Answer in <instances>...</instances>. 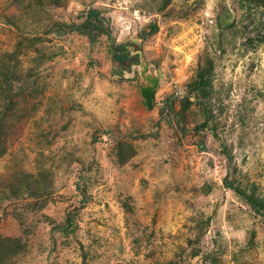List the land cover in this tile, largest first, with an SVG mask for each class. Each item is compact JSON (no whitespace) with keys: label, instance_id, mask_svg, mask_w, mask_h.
<instances>
[{"label":"rangeland","instance_id":"rangeland-1","mask_svg":"<svg viewBox=\"0 0 264 264\" xmlns=\"http://www.w3.org/2000/svg\"><path fill=\"white\" fill-rule=\"evenodd\" d=\"M88 15L93 42L58 30ZM6 72L0 238L23 250L5 264H264L263 6L0 0Z\"/></svg>","mask_w":264,"mask_h":264},{"label":"trees","instance_id":"trees-1","mask_svg":"<svg viewBox=\"0 0 264 264\" xmlns=\"http://www.w3.org/2000/svg\"><path fill=\"white\" fill-rule=\"evenodd\" d=\"M38 2V0H36ZM248 3H254L258 4L264 7V0H242ZM65 26H60L59 31L61 29H67L68 32H76L79 35L85 36L88 38L89 41L93 42L96 37H98L103 32V22L100 20L99 22L94 21V17L91 15H88V17L81 22L80 24H64ZM64 31V30H63ZM62 33V31H61ZM64 33V32H63ZM111 59L112 62L117 64L120 69H123L125 71H130L132 67L134 66H142L141 64V57L138 53L131 54V50L129 49L127 44H119L112 41L111 44ZM8 71V69H6ZM9 74V73H8ZM6 73H0V78H2V81L4 83L8 82L9 75ZM14 75V73L12 74ZM203 76L201 74L198 75V81H196L195 84H193L191 91L196 90L197 88H204L205 82H203ZM201 89V90H202ZM188 103V102H187ZM168 109L175 113L171 101H168ZM4 112L0 114V121H2V116L4 118ZM1 132V130H0ZM2 138H0L1 140ZM1 146V143H0ZM22 183L25 182V190L28 191V189L31 188V186L35 185L32 183V175L31 174H22ZM27 182V183H26ZM229 187V185L227 186ZM12 195L16 197V192L14 193L11 189ZM31 197H35L36 193L31 192ZM247 203L252 206V208L257 211V213H261L262 207L261 205L257 204V202L253 200H248ZM73 214L69 212L66 216L65 223L60 225V231H63L64 233H68L73 231ZM23 250V244L19 238H0V264H5L7 261L13 259L16 255H18Z\"/></svg>","mask_w":264,"mask_h":264},{"label":"water","instance_id":"water-1","mask_svg":"<svg viewBox=\"0 0 264 264\" xmlns=\"http://www.w3.org/2000/svg\"><path fill=\"white\" fill-rule=\"evenodd\" d=\"M142 97L144 100L145 105L149 108L152 106V96L151 94H149L148 92H143L142 93ZM203 189H206V187H204Z\"/></svg>","mask_w":264,"mask_h":264}]
</instances>
